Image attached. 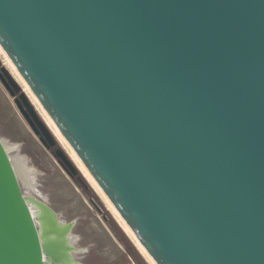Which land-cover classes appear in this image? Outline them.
<instances>
[{
	"label": "water",
	"instance_id": "1",
	"mask_svg": "<svg viewBox=\"0 0 264 264\" xmlns=\"http://www.w3.org/2000/svg\"><path fill=\"white\" fill-rule=\"evenodd\" d=\"M0 46L156 264H264V0H0ZM41 207L0 138V264H60Z\"/></svg>",
	"mask_w": 264,
	"mask_h": 264
},
{
	"label": "rangeland",
	"instance_id": "2",
	"mask_svg": "<svg viewBox=\"0 0 264 264\" xmlns=\"http://www.w3.org/2000/svg\"><path fill=\"white\" fill-rule=\"evenodd\" d=\"M0 60L29 97L38 115L47 123L58 140L59 146L69 159L74 162L76 167H78L82 179L89 186L88 190L85 189L80 182L73 181L67 173L62 170L57 162V157L52 150L47 149L42 144L39 137L35 135L19 111L14 99L0 81V138L4 140L9 147L12 146L10 155L14 156L19 154L21 157H25L29 167L37 171L35 182L37 192L29 190L22 184L24 197H33L42 203L49 204L63 222H76L73 235H76V237L80 236L84 238L85 241L76 245L79 249L77 255L75 254L77 263L151 264L124 229L121 222L114 215L101 193L80 168L68 147L58 138V135L47 122L43 111H41L27 88H25L23 83L25 80L14 72L1 51ZM35 98L37 99L36 96ZM37 101L39 102L38 99ZM89 196L100 201L105 205L106 209L109 210L111 218L109 225H104L102 217H99L94 211L90 205ZM81 248L86 250L88 255L82 252ZM88 248L90 249V253L87 251Z\"/></svg>",
	"mask_w": 264,
	"mask_h": 264
},
{
	"label": "flooded vegetation",
	"instance_id": "3",
	"mask_svg": "<svg viewBox=\"0 0 264 264\" xmlns=\"http://www.w3.org/2000/svg\"><path fill=\"white\" fill-rule=\"evenodd\" d=\"M54 139L56 140V144L54 147L50 148V150H52L53 153L55 152V149L57 147H60L55 135H54ZM57 162L62 168V170L65 171L73 181L80 182L81 185L85 187V189L87 190L89 189V186L85 183V181L81 177L80 170L78 169V167H76L73 161L70 160V161H57ZM71 165L74 169L71 168ZM89 202L92 208L94 209V211L97 213V215L99 217H102L104 225H109L111 218H110L109 210L106 209L105 205L102 204L100 201H97L94 197H90V196H89ZM42 204H44L48 209L52 210L56 215V219H57V221L55 222L53 220L52 215L41 207L44 211L46 221L48 222L46 229L43 231L44 238L41 239L45 241V244L47 246L51 244V250L49 251L51 253V256H47L46 253H44V255L53 259L54 255L52 254V252H56L57 256H54L55 259H53V261L60 264H78L75 259V256L79 252L76 245H79L80 242H85V241L84 238L80 236L76 237V235H73L76 222L72 224L61 221L56 211L49 204H45V203ZM38 230L40 232L39 225H38ZM81 250L84 253H86V250H84L83 248H81ZM87 251L90 253L89 248L87 249Z\"/></svg>",
	"mask_w": 264,
	"mask_h": 264
},
{
	"label": "bare ground",
	"instance_id": "4",
	"mask_svg": "<svg viewBox=\"0 0 264 264\" xmlns=\"http://www.w3.org/2000/svg\"><path fill=\"white\" fill-rule=\"evenodd\" d=\"M0 51H1L2 54H4L6 60L8 61V63L10 64V66L13 68L14 72L17 73V70H16L15 66L11 63V61L9 60V58L5 55V53L3 52V50H2L1 47H0ZM22 82H23V80H22ZM23 83L25 85V88H27V90L29 91L30 95L33 97V100H35V102L37 103V105L39 106V108L41 109V111H43L44 116L47 119V122L53 128L54 132L58 135V138H60V140L63 141V143L68 147L69 151L72 153L73 157L76 159V161L79 164L80 168L89 177V179L95 185V187L97 188V190L101 193L99 185L88 175V169L76 157L74 151L69 146L70 144H68V142L65 140L64 136L60 133L59 129L55 126L54 122H52L53 120H51V118L45 112V110L43 109V107L41 106V104L37 101V99L35 98L34 94L31 92L29 86H27V84L25 82H23ZM5 147H6L7 152L10 155V152L12 150L11 149L12 146L9 147L8 144L5 143ZM10 158L12 159V162H13V165H14V168H15V171H16V173H17L20 181L22 182V184L25 187H27L29 190L34 191V192H37L36 185H35L36 177H37V174H36L37 171L34 168L29 167V165L27 164L26 158L25 157H21L19 154L14 155V156L10 155ZM102 196L105 199V201L107 202V204L110 207V209L113 211L114 215L121 222V224L124 227V229L127 231V233L131 236V238L133 239V241L135 242V244L137 245V247L140 249V251L146 256V258L151 262V264H156V262L149 255V253L144 248V246L141 244V242L138 240V238L130 231L127 223L124 221V219L122 218V216L116 211V208L113 206V204L110 202V200L106 196H104V195H102ZM28 205H29V207H33L30 203H28ZM32 215H33L34 220L36 221V223L41 228L40 222L38 220H36V218L38 217L39 214L38 213H34ZM44 261H45V258H44Z\"/></svg>",
	"mask_w": 264,
	"mask_h": 264
}]
</instances>
